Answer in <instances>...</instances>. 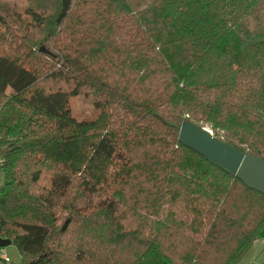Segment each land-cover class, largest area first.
<instances>
[{
  "label": "trees",
  "instance_id": "1",
  "mask_svg": "<svg viewBox=\"0 0 264 264\" xmlns=\"http://www.w3.org/2000/svg\"><path fill=\"white\" fill-rule=\"evenodd\" d=\"M23 7L26 42L0 49L11 264H236L264 230V194L178 131L190 120L264 158V0ZM76 95L94 119L72 115Z\"/></svg>",
  "mask_w": 264,
  "mask_h": 264
},
{
  "label": "water",
  "instance_id": "2",
  "mask_svg": "<svg viewBox=\"0 0 264 264\" xmlns=\"http://www.w3.org/2000/svg\"><path fill=\"white\" fill-rule=\"evenodd\" d=\"M178 141L214 166L237 177L248 188L264 194V158L234 147L216 137L208 127L190 120L181 122ZM10 244L9 239L0 237V247Z\"/></svg>",
  "mask_w": 264,
  "mask_h": 264
},
{
  "label": "rangeland",
  "instance_id": "3",
  "mask_svg": "<svg viewBox=\"0 0 264 264\" xmlns=\"http://www.w3.org/2000/svg\"><path fill=\"white\" fill-rule=\"evenodd\" d=\"M27 0H0V49H10L14 45L26 42V35L30 32L19 24V17H23V5ZM1 19L6 21L2 22ZM72 115L79 120H91L97 116L98 110L90 96L76 95L69 99ZM6 255L14 263L20 262V253L14 244L4 247ZM245 264V262H241ZM247 264V263H246ZM248 264H264V253H256Z\"/></svg>",
  "mask_w": 264,
  "mask_h": 264
},
{
  "label": "crops",
  "instance_id": "4",
  "mask_svg": "<svg viewBox=\"0 0 264 264\" xmlns=\"http://www.w3.org/2000/svg\"><path fill=\"white\" fill-rule=\"evenodd\" d=\"M256 253H264V230H262L261 235H259L253 241L251 246L245 251V253L241 256L236 264H241V262H245V264H248L250 260H252L256 255Z\"/></svg>",
  "mask_w": 264,
  "mask_h": 264
},
{
  "label": "built area",
  "instance_id": "5",
  "mask_svg": "<svg viewBox=\"0 0 264 264\" xmlns=\"http://www.w3.org/2000/svg\"><path fill=\"white\" fill-rule=\"evenodd\" d=\"M0 264H11L10 258L6 255L4 247H0Z\"/></svg>",
  "mask_w": 264,
  "mask_h": 264
}]
</instances>
